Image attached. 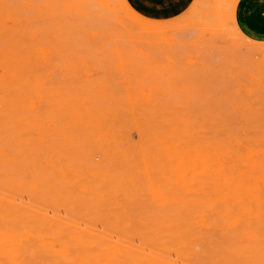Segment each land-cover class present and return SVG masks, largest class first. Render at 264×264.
Here are the masks:
<instances>
[{
    "label": "rangeland",
    "instance_id": "rangeland-1",
    "mask_svg": "<svg viewBox=\"0 0 264 264\" xmlns=\"http://www.w3.org/2000/svg\"><path fill=\"white\" fill-rule=\"evenodd\" d=\"M238 2L0 0V212L134 264H264V41Z\"/></svg>",
    "mask_w": 264,
    "mask_h": 264
},
{
    "label": "bare ground",
    "instance_id": "bare-ground-1",
    "mask_svg": "<svg viewBox=\"0 0 264 264\" xmlns=\"http://www.w3.org/2000/svg\"><path fill=\"white\" fill-rule=\"evenodd\" d=\"M18 203L20 204V202ZM81 226L84 227V225L82 224ZM98 230H101V228ZM220 235L222 234H219V236ZM115 240L116 237L114 238V241ZM146 250L147 252H149L148 249ZM43 256L46 257L43 259ZM172 258H174V256ZM179 263L181 264V262ZM0 264H134V263L126 258L114 254L109 249L99 250L98 252H87L85 245L83 244L82 246L80 244L71 245L65 242V240L61 236H57L52 233H47L38 230L34 226L26 224V222H24L22 219L12 218L11 215L6 210L3 211V213L0 212ZM202 264H205V262Z\"/></svg>",
    "mask_w": 264,
    "mask_h": 264
},
{
    "label": "crops",
    "instance_id": "crops-1",
    "mask_svg": "<svg viewBox=\"0 0 264 264\" xmlns=\"http://www.w3.org/2000/svg\"><path fill=\"white\" fill-rule=\"evenodd\" d=\"M126 2L141 18L160 22L155 20H168L182 15L195 0H126ZM236 22L246 36L256 41H264V0H239Z\"/></svg>",
    "mask_w": 264,
    "mask_h": 264
}]
</instances>
